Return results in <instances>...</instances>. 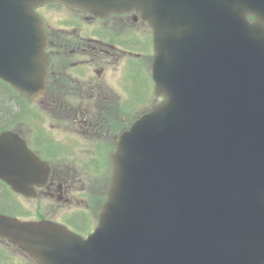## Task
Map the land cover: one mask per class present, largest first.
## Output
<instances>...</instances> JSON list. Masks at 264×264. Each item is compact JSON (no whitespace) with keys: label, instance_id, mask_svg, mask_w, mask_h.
<instances>
[{"label":"water","instance_id":"1","mask_svg":"<svg viewBox=\"0 0 264 264\" xmlns=\"http://www.w3.org/2000/svg\"><path fill=\"white\" fill-rule=\"evenodd\" d=\"M48 2L139 12L164 100L117 138L91 234L0 214V236L36 264H264V0H0V79L31 101L48 77L35 12ZM49 173L18 134H0L14 192L34 197Z\"/></svg>","mask_w":264,"mask_h":264},{"label":"rangeland","instance_id":"2","mask_svg":"<svg viewBox=\"0 0 264 264\" xmlns=\"http://www.w3.org/2000/svg\"><path fill=\"white\" fill-rule=\"evenodd\" d=\"M42 14L52 29H59L62 22H71L79 27V29L77 28L79 35L85 38L89 37L87 35L88 30L83 29V26L93 20L79 11L59 4H50L42 10ZM121 34H125L127 38L132 39L131 50L127 47L131 52L130 56H126L127 58L124 59V52L119 49L120 51L117 50L116 53L120 61L115 62L112 58H106L101 59L98 66H92L89 63L80 66L78 69L83 72L82 81L95 78V70L104 69V79L101 78L102 83L109 85L120 97L119 114L114 112L113 105L110 106V109H107V105L103 108L106 118L101 120L104 123L103 130L88 133L73 121V114L69 115L71 118L65 117L67 116L65 110L61 112L59 107L48 106L46 99L29 102L27 112L30 113L29 117L35 119L21 121L29 123L27 126L30 127V132L42 133L45 139L56 144L55 146L59 149L62 148L61 152L64 151L62 155L57 154L60 156L52 154L46 156V158H50L55 168L66 170L67 176H71L76 181L71 196L74 202L68 205L63 204V202L49 200L43 196H38L35 199L19 198L16 201L12 194L9 196L10 199L2 200L4 195L2 193L0 196V210L7 209L19 214L17 212H20V209L25 214L21 217L27 219H37L47 212H56L53 215L54 219H63L69 214H76L79 217L86 218L85 224L88 225L81 226L82 230L85 229L84 231L87 232L93 230L100 207L104 201V192L110 176V157L115 146V122L125 121L127 124L155 103L153 86L150 81L151 58H149L150 48L148 43L150 34L144 28H133L118 33L112 30L109 35L112 39L110 43L114 44L119 41L116 37H120ZM129 39L124 42L126 46L130 44ZM113 56L115 57L116 54L114 53ZM87 58V56H74V60L77 62ZM52 60L57 65L62 61L57 54L52 56ZM125 73L130 75V82L124 89L119 85L123 84ZM65 94V92L61 94L59 101L63 108H74V106L85 101L84 97L79 101L76 97L67 96L66 98ZM111 117H114V119L111 120ZM23 133L27 134L26 131ZM2 190L3 188L0 186V191ZM53 209L56 211H53ZM0 249L4 251L6 256L11 258L5 264H17L16 261L21 264H28V261L16 248L0 244Z\"/></svg>","mask_w":264,"mask_h":264},{"label":"flooded vegetation","instance_id":"3","mask_svg":"<svg viewBox=\"0 0 264 264\" xmlns=\"http://www.w3.org/2000/svg\"><path fill=\"white\" fill-rule=\"evenodd\" d=\"M48 5L49 4H44L37 8L38 14L45 21L44 28L47 33L46 52L49 56V74L46 87H48V90L51 93L65 92L66 98L67 96L76 97V99L79 101H81L83 98L82 93L84 92L101 93L103 94L104 98L109 99L108 102H102L101 107L104 108L107 105V109H110V106L113 105V108H115L116 105L112 102L110 103V98H117V94L110 88L109 85L102 83L101 80V78L104 79V69L101 68L100 70H95L94 74L96 77L86 81H82L83 72L78 69L80 66L89 63L92 66H98L100 64V60L106 58H112L115 62L120 61L116 53L117 50H122L125 55L123 58H127L126 56L131 55L130 50L132 39L127 38L125 34H121L120 37H116L119 39V41L112 44L110 43L112 39L109 36L111 31L114 30L116 33H118L133 28H144L148 34L151 35L152 31L149 25L141 18L140 14L136 12L112 14L109 17L102 19L93 17L78 9L68 7L72 10L83 13L93 20L91 22H87L86 26H83V29L86 28L88 30L87 35H89L88 38H85L82 35H79V27L72 24L71 22H62L59 29H52L51 26L47 24L46 18L42 14V10H44ZM123 35L126 37L122 38L121 36ZM128 39L130 40V44L126 46L124 42H126ZM127 47H129L130 50ZM114 53L116 54L115 57L113 56ZM54 54H57L62 59L59 65H57V63L52 60V56ZM74 56H87L88 58L77 62L74 60ZM129 76L130 75L128 73H125L123 84L119 85V87H123L124 89L126 88L127 84L130 82ZM47 101L48 106L52 105L59 107L61 112L62 110H65L67 113V116L65 117L71 118L69 115L74 114L73 121L76 124L78 123L77 125L88 131V133L91 131L99 132L104 129V123L101 121L97 111L91 112L95 105L94 102L84 101V103H80L74 106V108H63L59 102L60 100H55L54 96H51L50 100ZM112 118L113 117H111V119ZM105 119V116H103L102 120ZM12 121L17 122L14 131L19 133L24 138L30 149H32L43 160L48 161L51 166L50 177L44 187L37 190V196H43L44 198L59 203L63 202V204H72L74 200L71 196L75 189L76 181L72 179L71 176H67L66 170L55 168L51 164L52 161H50V159L48 160L44 158V156L52 154L62 155L64 152H61L62 148L59 149L55 146L56 144L49 142L47 139H45V136L42 133L34 131L30 132L31 129L29 126H27L29 125L28 122H21L18 118H13ZM24 131H26L27 134H24ZM0 185L5 189H9V187L1 181ZM53 211L56 210L53 209ZM55 213L56 212H47L42 216L41 219L55 221L66 226L71 231L80 234L81 236H87L86 232L76 228L81 227V220L79 219L78 215L69 214L63 219H54L53 215Z\"/></svg>","mask_w":264,"mask_h":264},{"label":"trees","instance_id":"4","mask_svg":"<svg viewBox=\"0 0 264 264\" xmlns=\"http://www.w3.org/2000/svg\"><path fill=\"white\" fill-rule=\"evenodd\" d=\"M61 92H50L48 91V96H54L55 100H60ZM85 100L94 102V107L91 111H97L102 120L104 116L103 108L101 107L102 102H108V98H104L101 93L84 92ZM114 103L116 107L114 108L116 113L119 114L120 108L117 106V98H110V103ZM28 101L16 92L11 86L0 80V131L7 128L13 127L16 122H13V118H23L30 116L28 113ZM115 135H117L121 130L125 129L127 126L124 121H117Z\"/></svg>","mask_w":264,"mask_h":264}]
</instances>
